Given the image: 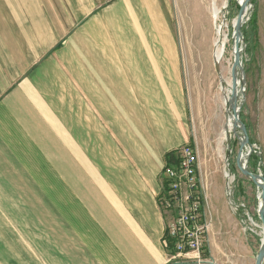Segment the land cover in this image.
<instances>
[{"label": "crops", "instance_id": "1", "mask_svg": "<svg viewBox=\"0 0 264 264\" xmlns=\"http://www.w3.org/2000/svg\"><path fill=\"white\" fill-rule=\"evenodd\" d=\"M165 9L0 0V230L51 203L59 264H193L164 247L159 206L166 155L190 140ZM198 178L209 228L203 190L222 204L223 177L199 164Z\"/></svg>", "mask_w": 264, "mask_h": 264}, {"label": "rangeland", "instance_id": "2", "mask_svg": "<svg viewBox=\"0 0 264 264\" xmlns=\"http://www.w3.org/2000/svg\"><path fill=\"white\" fill-rule=\"evenodd\" d=\"M162 1L168 8L165 9L167 30L170 29L174 46L178 48L180 83L189 123L190 140L186 145L194 148L200 165L204 168L210 166L212 170L214 167L223 177L222 204L218 201L214 187L208 191L205 188L203 190L206 210L213 215L205 236L206 257L215 264H254L261 241L264 240L257 215L261 201L260 190L236 168L238 138L232 137L228 142L219 143L226 114L222 101L223 91L219 88L220 79L210 56L214 38L211 0ZM218 5L223 6L219 23L224 24L227 36L225 55L220 67L221 77L228 82L231 81L230 70L233 63L232 21L236 18L239 7L236 0H218ZM246 9L242 27H246L254 19L256 34L248 50L241 34V70L237 71V79H241L242 83L237 87V107L239 119L247 130L251 154L257 158L254 174L261 175L264 180V0H250ZM129 27L133 32L128 23V29ZM145 33L141 28L140 40ZM130 45L136 44L132 41ZM223 88L229 89L225 84ZM249 158L246 160V167L253 173L248 168ZM224 171L234 177L233 200L245 205V209L239 213L230 209L227 203ZM46 205H49L53 214L46 216L41 214V209L34 207L31 215L16 216V230H0V264H59L55 208L51 203ZM214 207L219 211L223 208V214L215 215ZM215 217L219 218L215 220ZM25 227L28 229H24Z\"/></svg>", "mask_w": 264, "mask_h": 264}, {"label": "built area", "instance_id": "3", "mask_svg": "<svg viewBox=\"0 0 264 264\" xmlns=\"http://www.w3.org/2000/svg\"><path fill=\"white\" fill-rule=\"evenodd\" d=\"M176 161V165L165 166L163 169L166 190L162 193L159 206L162 212L170 216L163 238L164 247L169 249V242L172 243L174 258L190 254L193 264H215L203 255L208 227L203 214L197 153L194 148L184 145L177 154ZM223 176L227 203L230 209L239 213L245 209V205L233 200L234 177L226 171ZM246 217L249 219L247 215Z\"/></svg>", "mask_w": 264, "mask_h": 264}, {"label": "water", "instance_id": "4", "mask_svg": "<svg viewBox=\"0 0 264 264\" xmlns=\"http://www.w3.org/2000/svg\"><path fill=\"white\" fill-rule=\"evenodd\" d=\"M250 0H244L243 4L239 6L238 14L235 18V24L232 26V37H234L233 43V63L230 70L231 76V85H230V102L229 109L232 113L233 120L236 123L239 132L241 134V139L239 141V149L237 151L235 165L237 170L246 178L250 179L252 183L260 190V199L262 205L257 208L258 219L261 223L264 235V180L261 175H256L248 171L246 167V163L244 166L241 164L242 156L245 151V160L249 158L252 153L251 145L249 142V137L247 134V130L245 125H243L239 119L238 111L239 107H237V87L241 86L242 80L237 86V71L241 70L240 65V54L241 49L239 47L240 41L242 40L241 36V28L243 24V13L246 10V5ZM264 260V241H261L260 248L255 257L254 264H262Z\"/></svg>", "mask_w": 264, "mask_h": 264}, {"label": "bare ground", "instance_id": "5", "mask_svg": "<svg viewBox=\"0 0 264 264\" xmlns=\"http://www.w3.org/2000/svg\"><path fill=\"white\" fill-rule=\"evenodd\" d=\"M244 0H236V3L239 6L243 4ZM223 9V6L218 5V0H211V6H210V13H211V19L214 26V38L212 39V47L210 51L211 61L213 63V67L215 68V72L219 76V83H220V91H223V106L225 108V125L223 126V129L221 131V142H228L232 137L238 138V141L241 139V134L239 132V129L236 125V123L233 120L232 113L229 109V102H230V85L231 81H224V79L221 77V63L224 59L225 55V47L227 43V36L224 31V24L219 23V16L221 14V11ZM247 9L243 13V18L246 14ZM232 26L235 24V19L232 21ZM231 40L232 43H234V37H232L231 33ZM241 42V41H240ZM233 55V52H232ZM211 63V64H212ZM229 72V71H228ZM224 77V76H223ZM241 79H237V86L240 83ZM223 84H225L229 89H224ZM243 95V94H242ZM244 101V100H243ZM243 103V102H242ZM239 112V111H238ZM231 151V149H230ZM226 157V156H225ZM224 157V158H225ZM246 163L245 160V154L243 153L241 164L244 166ZM254 174V173H253ZM260 205H262V202L260 201ZM264 241V240H262Z\"/></svg>", "mask_w": 264, "mask_h": 264}, {"label": "trees", "instance_id": "6", "mask_svg": "<svg viewBox=\"0 0 264 264\" xmlns=\"http://www.w3.org/2000/svg\"><path fill=\"white\" fill-rule=\"evenodd\" d=\"M241 34L244 38L245 44H246V50L250 49L252 45V40L255 37L256 34V25L255 20L251 19L250 22L246 27L241 28ZM177 161L174 160L173 154H167L166 155V165L167 166H173L176 165ZM257 158L251 154L250 158L248 160V168L254 173L256 168ZM172 247V243L169 242V249ZM203 255L207 256V247L206 245L203 248Z\"/></svg>", "mask_w": 264, "mask_h": 264}]
</instances>
